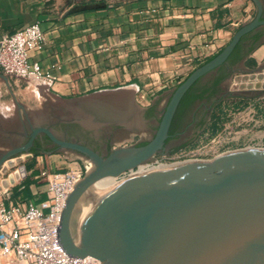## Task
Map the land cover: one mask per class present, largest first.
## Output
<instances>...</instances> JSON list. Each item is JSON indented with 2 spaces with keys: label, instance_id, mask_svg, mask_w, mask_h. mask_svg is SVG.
<instances>
[{
  "label": "crops",
  "instance_id": "obj_1",
  "mask_svg": "<svg viewBox=\"0 0 264 264\" xmlns=\"http://www.w3.org/2000/svg\"><path fill=\"white\" fill-rule=\"evenodd\" d=\"M253 10L255 14L249 0H0V37L38 23L45 45L29 50L28 56L53 77L51 81L8 77L0 69V99L3 92L17 102L22 96L19 103L35 112L29 102L46 96L55 100L52 105L82 114L88 126L101 127L106 120L124 125L126 130L112 137L101 132L106 138L103 147L94 148L98 153L100 148L130 146L135 136L143 143L172 89L216 55L234 31L253 18ZM261 30L249 33L261 35L250 53L244 50L233 65L227 61L225 89L229 83L230 90L240 85V77L253 68L264 69V26ZM91 94L101 101L94 109L103 111L93 112L96 121L80 101ZM146 109L154 111L151 119L144 120ZM76 154L58 149L38 153L24 179L7 185L23 173L19 169L3 182L7 186L0 187V199L7 205L23 197L45 207L43 172L83 169L86 161ZM6 262L0 255V263Z\"/></svg>",
  "mask_w": 264,
  "mask_h": 264
},
{
  "label": "water",
  "instance_id": "obj_2",
  "mask_svg": "<svg viewBox=\"0 0 264 264\" xmlns=\"http://www.w3.org/2000/svg\"><path fill=\"white\" fill-rule=\"evenodd\" d=\"M239 26L212 58L174 87L152 137L142 145L119 146L101 155L93 148L58 139L48 129L32 127L28 142L8 150L2 164L26 151L44 134L58 150L80 154L92 164L68 195L58 238L71 256H92L102 264H264V147H244L208 160H190L120 180L75 224L78 202L99 180L118 178L164 152L178 104L200 78L225 65L241 39L264 26V3ZM18 109L25 110L13 96ZM93 116L96 94L80 99ZM94 112V113H93ZM25 173L24 167H21Z\"/></svg>",
  "mask_w": 264,
  "mask_h": 264
},
{
  "label": "built area",
  "instance_id": "obj_3",
  "mask_svg": "<svg viewBox=\"0 0 264 264\" xmlns=\"http://www.w3.org/2000/svg\"><path fill=\"white\" fill-rule=\"evenodd\" d=\"M45 45V34L38 23L18 28L11 34L0 37V69L8 77L51 81L52 75L44 72L40 64L31 61L29 50H41ZM230 132L223 130L216 136L218 145H200L194 149L180 148L171 163L200 159L205 155L215 157L230 151L228 144ZM222 148L224 151H218ZM156 164L158 163L156 161ZM167 165V164H166ZM83 169L43 172L46 179L45 207L34 201L19 197L7 205L0 199V255L7 258L0 264H102L92 256L71 257L58 238V226L65 201L75 185L87 171ZM21 169V167H19ZM18 169V170H19ZM129 175L130 171L123 174ZM26 172L19 176L22 180Z\"/></svg>",
  "mask_w": 264,
  "mask_h": 264
},
{
  "label": "rangeland",
  "instance_id": "obj_4",
  "mask_svg": "<svg viewBox=\"0 0 264 264\" xmlns=\"http://www.w3.org/2000/svg\"><path fill=\"white\" fill-rule=\"evenodd\" d=\"M253 14L254 10L252 11L251 18L253 17ZM240 82V85H237L231 90L230 83L227 85L225 91L226 93H224V95L219 101H216L214 103L213 107L209 111L204 127L200 129L190 141L186 142V146L183 148L194 149L199 147L200 145L214 147L215 145H218L216 136L218 134H222L224 129L230 132V134H228L229 142L228 144H224V150H226V148L229 150H235L249 146L264 147V69H261L259 67L256 69L253 68L251 71L244 73L240 77ZM21 97L22 96L18 95V101L20 103L23 102L21 101ZM54 103H56L55 100L53 101L49 99V97L42 96L38 100L32 99V101H30L28 105L33 111H40L43 110L47 105H52ZM164 108L160 111L156 123L152 127H150L151 131L148 134H145L144 141L142 142H146L152 137L154 131L157 128V123L160 120ZM17 111L19 110L14 104L11 95L8 92H3L2 97L0 99V116L2 114H8L10 115V117H12ZM146 119L147 118H145L144 120ZM211 129L216 130V132L210 135ZM100 134L101 131H98V135ZM185 136L187 137V135ZM129 143H132V145H138L141 143V141L137 136H135ZM184 144L185 143H178L177 145L181 146ZM5 148V146L0 145V150ZM224 150L220 148L218 151L220 152ZM60 151L65 153H74L68 150ZM178 151L179 150L173 153L155 155L152 159L143 163L140 167L135 168L132 172L129 173V175L128 173L120 175L116 179L115 184H117L120 180L124 178L131 177L132 173L136 174L145 171H151V169L153 170V168L158 169L157 167L159 166L160 168H162L163 166L170 167V165H172L171 163L174 160L165 159V157H174L175 153H177ZM76 155L82 157L86 161L85 165L88 167L87 171H89L92 168V164L90 163V161H88L80 154ZM211 158L213 157L205 155L200 159L208 160ZM34 161V158L28 159L25 154L5 161L0 167V187L13 185L14 183L20 181L19 179H16L13 183H8L7 185L2 184L3 181L8 179L11 174L17 172L19 167H24V169L26 170L30 165L34 163ZM156 161L162 164H156ZM85 172L83 173V175L85 174ZM97 196H94L95 198L93 197V199L91 200L92 202L88 200L87 196L82 199L83 201H80L79 206L81 207V209L78 206L79 209L76 210L73 220L74 226L72 230L75 235L77 233L75 224L78 223L81 219L83 211H88L95 203L93 201H96L101 197L100 195L98 197Z\"/></svg>",
  "mask_w": 264,
  "mask_h": 264
},
{
  "label": "flooded vegetation",
  "instance_id": "obj_5",
  "mask_svg": "<svg viewBox=\"0 0 264 264\" xmlns=\"http://www.w3.org/2000/svg\"><path fill=\"white\" fill-rule=\"evenodd\" d=\"M263 26H259L252 32L262 31ZM261 35L259 36V38ZM258 38V39H259ZM228 68V65L225 64ZM217 70L200 78V85L208 84L216 75ZM224 79L217 87L216 91L211 94L206 92L201 99H195L184 110L180 117L175 132L170 134L166 142L165 153H170L177 144H183L192 139V137L204 127L209 111L216 101H219L226 89L224 87ZM207 85V86H208ZM12 117L0 116V145L5 146V149L0 150V157L8 150L25 145L32 131V127L37 125L50 129L58 139L70 142H77L87 145L91 148L103 147L106 135H98V131L112 137L115 134H121L126 130V127L116 120H106L101 127L86 125L84 116L79 112H74L69 109H64L58 105H47L43 110L30 112L28 110L18 109ZM152 110L146 109L143 115L147 119H151ZM96 121L95 117L92 118ZM95 123V122H91ZM191 133V134H189ZM189 134V135H188ZM187 135V137L185 136ZM56 144L51 142L44 134L37 135L26 151L18 152L14 157H19L25 154L28 159L33 158L35 153L57 150ZM95 150V149H94ZM109 150L100 148V153L106 155ZM10 158V159H11Z\"/></svg>",
  "mask_w": 264,
  "mask_h": 264
},
{
  "label": "trees",
  "instance_id": "obj_6",
  "mask_svg": "<svg viewBox=\"0 0 264 264\" xmlns=\"http://www.w3.org/2000/svg\"><path fill=\"white\" fill-rule=\"evenodd\" d=\"M260 36V33H254L252 35L247 34L245 35L241 41L237 44V46L235 47V49L232 51V53L230 54L229 58H228V63L229 65H233L235 63H237L244 55L243 51L245 50V54L250 53L253 48H254V43H256V41L258 40ZM246 41H250V44L247 47H244L243 44ZM216 75L214 76V78L210 81L209 85L208 84H203L200 85V79L198 81H196L189 89L188 91L183 95V97L181 98L178 107L176 109V112L173 116L170 128H169V134H172L175 132V129L177 127V123L180 119V117L182 116L185 108L195 99H201L204 97V94L206 92H209L211 94H213L216 91V87L224 80L226 79L229 74L230 71L227 67H225L224 65L220 66L217 71H216ZM208 85V86H207ZM216 132V130L211 129L210 135L214 134ZM145 142L141 143L140 145L144 144ZM186 146V143L184 145L175 147L170 153H173L177 150H179L180 148H183ZM35 155H38V153H35ZM25 187L27 188V185L29 183V180H25ZM27 192V191H26Z\"/></svg>",
  "mask_w": 264,
  "mask_h": 264
},
{
  "label": "bare ground",
  "instance_id": "obj_7",
  "mask_svg": "<svg viewBox=\"0 0 264 264\" xmlns=\"http://www.w3.org/2000/svg\"><path fill=\"white\" fill-rule=\"evenodd\" d=\"M181 163H183V162H180V163H177V164H172V165H170V166H175V165H178V164H181ZM142 165V164H141ZM141 165H139L138 167H140ZM164 168L166 167V166H163ZM162 167V168H163ZM168 167V166H167ZM157 168H160V166L159 167H157ZM154 169H156V168H153V170ZM134 170V169H133ZM133 170H130V172H132ZM152 170V169H151ZM145 172H148V171H145ZM145 172H141V173H132L131 174V176H134V175H137V174H142V173H145ZM9 178V177H8ZM116 179L117 178H114V177H107V178H104V179H101V180H99L98 182H96L89 190H88V192L82 197V199L85 197V196H87L88 197V200L89 201H91L92 199H93V197L95 196H102L101 194H103V193H106L107 191H109L111 188H113L116 184H115V181H116ZM4 181H6V180H4ZM3 181V182H4ZM3 184V183H2ZM97 196V197H98ZM86 197V198H87ZM94 197V198H95ZM81 199V200H82ZM98 199V198H97ZM80 200V201H81ZM80 201L78 202V205H77V207H76V210L77 209H79L78 208V206H79V204H80ZM83 201V200H82ZM97 201V200H96ZM96 201H93V202H96ZM85 202V201H84ZM92 202V201H91ZM90 203V202H89ZM93 204V203H92ZM80 207V206H79ZM80 209H81V207H80ZM90 210V209H89ZM88 210V211H89ZM88 211L86 210H84L83 211V214H87L88 213ZM76 212V211H75ZM79 216H80V214H79Z\"/></svg>",
  "mask_w": 264,
  "mask_h": 264
}]
</instances>
